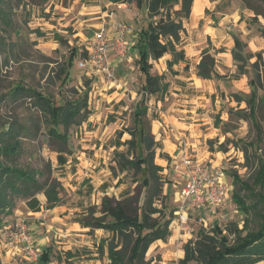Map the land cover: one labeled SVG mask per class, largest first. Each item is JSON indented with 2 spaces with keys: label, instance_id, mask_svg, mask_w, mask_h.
Listing matches in <instances>:
<instances>
[{
  "label": "rangeland",
  "instance_id": "1",
  "mask_svg": "<svg viewBox=\"0 0 264 264\" xmlns=\"http://www.w3.org/2000/svg\"><path fill=\"white\" fill-rule=\"evenodd\" d=\"M110 1L0 0V10L7 12L6 20L0 18V131L11 124L20 126L21 150L18 156L12 158V163L24 169L44 172L45 175L43 178L39 177L40 180L51 175L60 180L63 187V212L60 214L63 220L53 222L55 228L51 230L47 244L53 248L50 264H109L107 244L103 246L101 243L110 240L112 235L103 230L82 228L76 221L91 218L93 213L96 217L100 216L105 197L118 201L131 198L127 203H133V209L136 210L143 206L146 195L140 174L133 176V172H130L127 175L113 169L118 133L134 127L133 109L141 97L138 68L134 60L126 74L117 73L115 76L114 82L119 84L122 81L127 87H115L111 83L113 81L110 82L105 77L96 80L88 70L80 68V58L72 66L69 65L71 49L76 46L83 50L84 42L92 38L99 29L98 24L104 19L100 17L105 12L117 14L120 20L125 19L121 13L118 14L116 8L109 5ZM211 1L214 2L215 11L207 12L209 18H217L213 13L220 11L223 14L237 15L241 23H247L245 29L250 33L244 39L240 38L243 44L241 49L244 55L253 56L247 62L246 69L248 83L254 81L259 86L256 118L263 130L262 141L258 139L255 119L253 122L250 120V111L245 103L240 105L231 100L232 105L228 101L227 105L218 110L214 96L210 104L212 108L207 110L200 107L198 113L206 116V119H213L214 128L218 129L219 137L208 141L207 145L210 151L223 156L224 180L229 187L224 204H207L202 209L184 203L179 194L181 184L170 166L171 158L164 157L163 160L160 154L166 156V153L158 150L156 163H169L168 170H164L168 184L164 187L166 206L163 208L172 219V235L167 242H157L151 246L146 255V262L151 264H179L184 257V245L195 240L201 229L209 230L216 224L223 230L232 224L242 229L246 215L233 200V194H239L248 204L256 194H264V184H260L257 178L259 171H264V91L260 87L264 85V37L260 29V26H264V17L259 16L258 21H254L255 13L247 8L246 0ZM249 2L264 13V3L261 0H248ZM144 10V7L140 10L141 15H144ZM175 10H178L177 6ZM140 18L138 16L139 20ZM125 22L137 30L136 21L127 18ZM232 22L235 21L232 19L228 25H232ZM235 31L236 29L231 30ZM258 53L261 54L260 60L255 57ZM177 70H181V67ZM154 73H159V68L156 67ZM166 73L167 78L172 79V74L169 71ZM258 76L261 77L262 85L258 83ZM171 84L174 92V88L181 85L174 79ZM18 87L39 92L57 105L74 102L86 95L91 115L88 120H79L69 128V143L64 148L48 137L46 118L32 99L13 98L11 93ZM125 88L128 89L125 97L120 99ZM116 91H119L118 94ZM183 93L192 95L191 98L195 97L190 90H183ZM3 97L5 100L1 102ZM146 104L151 107L149 102ZM149 119L152 124L153 121H163L161 111L154 104L149 110ZM156 124L159 125L158 122ZM61 132H65V129L61 128ZM130 138L129 134H125L121 140L125 142ZM117 150L126 151L127 147ZM60 154L67 160L65 165L59 163ZM9 159L10 157L7 160ZM164 164L168 166L167 163ZM234 176H238L241 184L244 183L245 189H240V185L234 182ZM38 198L44 207L45 196L39 195ZM157 206L162 208L160 202ZM28 212L30 210L26 201L17 199L13 214L3 216L0 264H5L2 263V256L5 254L3 249H6L4 245H17L6 238L5 227L9 228L16 220H26L28 223ZM42 214L46 216V212ZM42 214H38L40 218L44 217ZM157 216L158 214L155 215ZM35 246L38 247L36 243ZM102 248L104 251H101ZM20 264L34 263L22 257ZM259 264H264V261Z\"/></svg>",
  "mask_w": 264,
  "mask_h": 264
},
{
  "label": "trees",
  "instance_id": "2",
  "mask_svg": "<svg viewBox=\"0 0 264 264\" xmlns=\"http://www.w3.org/2000/svg\"><path fill=\"white\" fill-rule=\"evenodd\" d=\"M131 1H136L139 10L145 8L137 28L136 46L139 55L138 64L141 72L139 88L142 97L133 110L134 127L118 133L116 148L126 146L127 150L114 151L113 169L115 172L117 170L127 175L130 172H133V176L140 174L146 195L143 206L136 210L133 209V203H127L132 200L131 198L118 201L105 197L102 201L100 216L96 217L93 213L91 218L77 220L83 228H90L92 231L103 230L112 235L110 240H104L101 243L103 246L107 244L109 264H151L146 262V255L151 246L157 241H167L171 235L172 219L163 208L166 206L164 187L167 180L164 176V167L156 163L157 150L161 144L152 134L146 104L151 95L159 101L164 100L169 94L171 85L167 82L165 74L160 76L152 73L153 66L149 61L171 55V60L167 62V68L171 72H174L175 65L187 62V55L183 49L182 34L185 32L183 19L190 17L194 2V0H112L113 3ZM246 1L247 8L255 13L254 21L259 16L264 17L263 12L257 10L250 2L248 3V0ZM261 1L264 3V0ZM176 6L179 9L174 11ZM0 18L6 20L7 12L0 10ZM260 29L264 37V26H260ZM235 44L236 50L233 53L238 73L247 75L246 65L253 56L248 57L243 54L241 49L243 44L238 37H235ZM85 56L84 49L73 47L69 65L72 66L76 59L81 60ZM255 57L260 60L261 54L258 53ZM186 69H189L188 65ZM197 76L203 80L220 77L216 71V59L208 52H205L197 66ZM258 77V83L262 85L261 77ZM250 86L252 91L249 96L234 94L233 99L239 104L247 105L250 120L253 122L255 119L258 139L262 141L263 130L256 118L259 86L254 81L250 82ZM260 87L264 91V85ZM11 95L15 99L21 97L32 99L46 118L48 137L64 148L69 143L67 133L69 128L79 120H88L91 115L86 95L62 105L55 104L39 92H32L23 87L16 88ZM2 100H5V97L1 98V102ZM61 128H64L65 132H61ZM20 129V126L11 124L0 131V230L4 227L3 216L8 217L13 214L17 199L26 201L27 207L33 212L41 210L42 203L38 198L39 195L45 196L47 209H54L62 203L63 187L60 180L51 175L40 180L39 177L43 178L44 172L24 169L12 163V158L18 156L21 150ZM125 133L130 134L131 139L122 142L121 139ZM242 151L246 152L245 149ZM9 157L10 159L7 160ZM59 163L61 165L67 163L62 154L59 155ZM257 178L263 185L264 171H259ZM234 180L240 185V189H245L244 183H240L238 176H234ZM233 200L246 215L244 227L241 229L238 225L232 224L223 230L216 224L209 230H199L196 239L184 245V257L179 264H259L264 261V194H256L250 204L239 194H233ZM159 202L162 208L157 206ZM156 214H158L157 217H155ZM101 251H104L103 248ZM52 253V246L44 248L35 264H50Z\"/></svg>",
  "mask_w": 264,
  "mask_h": 264
},
{
  "label": "crops",
  "instance_id": "3",
  "mask_svg": "<svg viewBox=\"0 0 264 264\" xmlns=\"http://www.w3.org/2000/svg\"><path fill=\"white\" fill-rule=\"evenodd\" d=\"M213 3L214 2H212L211 0H194L190 17L187 19H183L185 28V32L182 34V38L184 41L183 49L185 50L187 55V62L180 63L174 66L173 70L176 74L169 71L167 68V62L168 60H171V55H165L159 60L150 59L149 61V63L153 66L152 73L154 75L160 76L165 74L167 82H169L171 85L169 94L166 95L164 100L159 101L155 96L151 95L149 96L147 102L150 103L151 107L153 104L156 105V107L162 113V122L153 121V124L151 123L152 134L155 135L156 140L161 144V147L158 150L166 153V156H164L165 154H160V157L163 160L164 157H167V159L169 157L171 158L170 166L172 167V172L176 174L178 183L181 184L179 194L186 181V171L182 163V158L184 156L188 155L192 158H195L210 169H224L223 156L221 155V153L210 151L207 145L208 141L213 140L215 137H219L218 129L214 128V125L212 123L213 119H206V116L203 117L198 113L200 107H204V109L207 110L208 108H212L210 104L213 102V97L215 96V107L220 110L222 107L227 105L228 101L231 102L232 100L236 102L233 99L234 94L249 95L252 91L250 82L248 83V75H240L238 73L237 62L233 53L236 50L235 37L244 39V37H246L250 33L248 29H245V25L247 23H241V20L237 17V15L235 16L233 14H223L220 11L213 13L218 16L217 18H209L207 16V12L209 10L212 12L215 11V6H213ZM109 5L116 8L118 10V14L121 13L125 19L128 18L129 20H133L134 22L136 21L135 23L138 24L136 28L139 27L142 16L140 14V10L136 1L126 3H113L111 0ZM177 9H179V7H177ZM105 13V15L100 17V19H104L103 22H100L98 24L99 28L105 22L126 23L125 19H118V15L115 13ZM138 16L141 17L140 20L138 19ZM232 19L235 22H232V25H228V23L231 22ZM126 24L133 29V33L128 38L130 48L129 56L122 62L113 58L111 64L115 68L116 76L117 73L126 74L130 67V63L134 60V63L138 68V78L140 84L141 72L138 64L139 55L136 48L138 42V34L137 30H135L130 24ZM234 29H236V31L231 32V30ZM205 52H208V54H211L216 59V71L220 76L219 78H215L213 80H203L197 76V66L200 64ZM187 65L192 66V68L187 70ZM156 67L157 69L159 68V73H154ZM179 67H181V70H177ZM167 71L172 74V79L179 81L181 84L177 85V87L174 88L176 92H174L173 88H171L173 86L171 84L172 79L171 77L167 78ZM102 77L103 76L97 77L96 80ZM111 83L113 85L115 84V87H118L120 85L122 87H127V85L122 81L119 84L118 82L116 83L114 81ZM186 89L195 94L194 98L196 99L191 98L192 95H184L183 90ZM123 90L124 91L121 94L120 99H124L125 93L128 89L125 88ZM118 92L119 91H116V94H118ZM220 95L221 97H219ZM141 97L138 100L137 104L141 100ZM199 100H202V102H199ZM137 104L135 105V107L137 106ZM230 104L232 105L233 102H231ZM159 105H162L163 107L161 108L159 107ZM165 105L167 106L166 108ZM151 107L149 108L148 106V118L149 110H151ZM209 111H214V109H209ZM156 122H158L159 125H157ZM115 149L117 148L115 147ZM164 163H167L168 166H165ZM157 164L163 166L164 170H168V161H164L163 163L157 162ZM41 209L42 211L40 210L39 212H33L30 210V212H28L26 215L29 218L28 223L30 233L33 235L35 243L38 245V247H36L39 250L40 254L44 248L49 247L47 244L50 233L51 230L55 228V224L53 222L57 220H63L60 215L63 212L61 205L55 207L54 209L46 208L45 210V206L41 207ZM43 212H46V216L42 214ZM38 214H42L44 217L40 218ZM40 219H42V221H40ZM76 222L79 223L78 221ZM80 226L82 227L81 224ZM4 246L6 247V249H3L5 250V254L2 256V263L20 264L22 261V257L24 259L21 248L12 244Z\"/></svg>",
  "mask_w": 264,
  "mask_h": 264
},
{
  "label": "built area",
  "instance_id": "4",
  "mask_svg": "<svg viewBox=\"0 0 264 264\" xmlns=\"http://www.w3.org/2000/svg\"><path fill=\"white\" fill-rule=\"evenodd\" d=\"M132 33L133 29L124 22L103 23L94 36L85 42L83 49L86 56L80 60V68L88 70L94 78L103 76L114 81L112 59L122 62L128 58V38ZM182 163L186 171V181L180 192L184 203L202 209L207 204L221 205L227 201L229 187L222 169H210L188 155L182 158ZM5 236L21 248L24 259L34 264L38 262L40 252L26 220H16L6 228Z\"/></svg>",
  "mask_w": 264,
  "mask_h": 264
}]
</instances>
